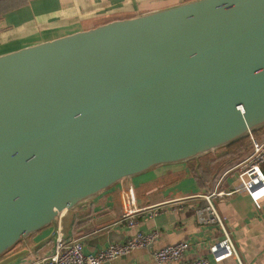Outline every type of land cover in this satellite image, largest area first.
Here are the masks:
<instances>
[{
  "label": "water",
  "instance_id": "water-1",
  "mask_svg": "<svg viewBox=\"0 0 264 264\" xmlns=\"http://www.w3.org/2000/svg\"><path fill=\"white\" fill-rule=\"evenodd\" d=\"M262 127L264 0H188L0 54V264L121 180Z\"/></svg>",
  "mask_w": 264,
  "mask_h": 264
},
{
  "label": "crops",
  "instance_id": "crops-1",
  "mask_svg": "<svg viewBox=\"0 0 264 264\" xmlns=\"http://www.w3.org/2000/svg\"><path fill=\"white\" fill-rule=\"evenodd\" d=\"M90 1L98 6L83 2L79 9L76 0H0V54L188 0ZM216 151L123 179L89 200L83 210L61 214L58 224L64 238H79L84 252L95 253L109 242L157 230L158 237L148 247L101 264H156L154 249L181 240L188 243L183 260L203 257L209 264H237L235 260L214 261L209 246L223 235L217 224L204 221L206 214L198 212L207 203L201 195L225 189L242 165L220 169ZM127 187L133 188L135 206L143 208L133 214V226L121 218L120 193ZM216 204L243 264H264V207L256 209L243 193L217 198ZM99 217L107 220L94 225ZM44 229L37 240L47 236L51 227ZM50 248L51 239L36 250L35 256L40 255L38 251L46 254Z\"/></svg>",
  "mask_w": 264,
  "mask_h": 264
},
{
  "label": "built area",
  "instance_id": "built-area-1",
  "mask_svg": "<svg viewBox=\"0 0 264 264\" xmlns=\"http://www.w3.org/2000/svg\"><path fill=\"white\" fill-rule=\"evenodd\" d=\"M249 136L252 152L241 163L233 180L225 189L201 195L207 203L198 212L206 214L204 221L217 224L223 235L220 240L212 242L209 246V251L216 263L235 260L237 264H243L218 211L216 199L243 193L251 198L256 209L264 207V134L252 133ZM134 199L132 187L121 191L120 201L123 210L121 218L127 219L128 226L135 224L133 214L143 209L135 206ZM158 234L157 230L136 232L125 241L109 242L95 253H91L84 252L83 243L79 238L65 239L58 225L51 238L50 250L43 255H32L31 260L25 264H101L123 256L134 249L148 247L158 237ZM187 246L188 243L181 240L156 248L152 251L153 260L156 264H209L208 260L203 257L183 260L182 255Z\"/></svg>",
  "mask_w": 264,
  "mask_h": 264
},
{
  "label": "trees",
  "instance_id": "trees-1",
  "mask_svg": "<svg viewBox=\"0 0 264 264\" xmlns=\"http://www.w3.org/2000/svg\"><path fill=\"white\" fill-rule=\"evenodd\" d=\"M260 132H264V127L253 132V134H257ZM216 152L220 154L218 158V161H220V169L225 171L227 168L233 165L240 164L244 160H246L252 152L250 136L244 137L230 144L229 146L217 150ZM33 235L29 237V241H31L30 239L33 237ZM24 242L25 241L23 240L19 243L21 244Z\"/></svg>",
  "mask_w": 264,
  "mask_h": 264
},
{
  "label": "rangeland",
  "instance_id": "rangeland-1",
  "mask_svg": "<svg viewBox=\"0 0 264 264\" xmlns=\"http://www.w3.org/2000/svg\"><path fill=\"white\" fill-rule=\"evenodd\" d=\"M76 1H77V3L79 4V6H78L79 9L82 8V7L84 6V3H83V2L87 3L88 5L91 4L92 7H96V6H98V4L91 3L90 0H76ZM89 8H90V6H89ZM45 230H46V229H42V230H40L39 232H37L35 235H33V237L30 239L31 241H29V238H26V239L24 240V241H25L24 243H21V244L18 243V244H16L10 252H11V253L16 252V251H18L19 249H22V248L28 246L30 243H34V242H36L37 239H38V238H39V237L45 232ZM41 238H42V237H41ZM28 241H29V242H28ZM10 252H9V253H10ZM38 254L41 255V252L38 251L37 255H38ZM6 256H7V255H3V256H1V257H0V260H3ZM30 260H31V254H30V255H26V256H24V257H22V258L20 257V258H18V259H12V260H10V261L4 263V264H25V263L29 262Z\"/></svg>",
  "mask_w": 264,
  "mask_h": 264
}]
</instances>
